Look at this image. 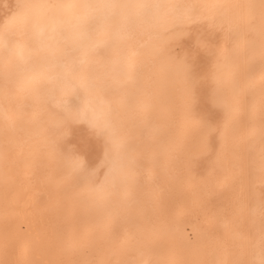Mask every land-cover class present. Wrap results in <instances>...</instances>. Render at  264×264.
Returning a JSON list of instances; mask_svg holds the SVG:
<instances>
[{"label": "bare ground", "instance_id": "6f19581e", "mask_svg": "<svg viewBox=\"0 0 264 264\" xmlns=\"http://www.w3.org/2000/svg\"><path fill=\"white\" fill-rule=\"evenodd\" d=\"M264 0H0V264H260Z\"/></svg>", "mask_w": 264, "mask_h": 264}, {"label": "snow or ice", "instance_id": "6c2138e0", "mask_svg": "<svg viewBox=\"0 0 264 264\" xmlns=\"http://www.w3.org/2000/svg\"><path fill=\"white\" fill-rule=\"evenodd\" d=\"M261 245L262 247H264V234L261 235ZM260 264H264V251H262L261 254Z\"/></svg>", "mask_w": 264, "mask_h": 264}]
</instances>
